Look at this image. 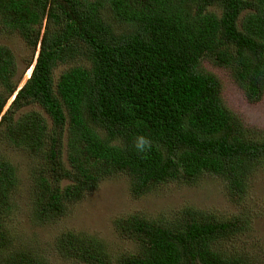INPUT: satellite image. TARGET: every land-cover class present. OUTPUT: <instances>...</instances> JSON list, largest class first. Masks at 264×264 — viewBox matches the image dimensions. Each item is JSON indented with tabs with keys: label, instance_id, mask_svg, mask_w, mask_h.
<instances>
[{
	"label": "trees",
	"instance_id": "1",
	"mask_svg": "<svg viewBox=\"0 0 264 264\" xmlns=\"http://www.w3.org/2000/svg\"><path fill=\"white\" fill-rule=\"evenodd\" d=\"M0 32H18L32 50L25 69L34 65L20 87L25 69L0 44V264H252L230 248L252 213L192 205L173 217L118 220L132 252L114 254L98 235L67 229L47 246L52 258L12 230L21 179L3 149L36 162L30 218L39 227L120 173L135 198L220 177L245 207L264 170V128L225 103L204 63L228 69L248 101L263 99L264 0H0ZM140 135L151 141L143 153Z\"/></svg>",
	"mask_w": 264,
	"mask_h": 264
},
{
	"label": "rangeland",
	"instance_id": "2",
	"mask_svg": "<svg viewBox=\"0 0 264 264\" xmlns=\"http://www.w3.org/2000/svg\"><path fill=\"white\" fill-rule=\"evenodd\" d=\"M46 20L42 26V33L45 30ZM9 44L16 54L18 60L19 74L24 71L32 50L27 46L24 38L17 33L0 32V44ZM38 51L36 53L37 57ZM64 66L59 67L57 74ZM207 71L216 74L222 83V95L225 103L238 115L246 124H256L264 128V96L259 102L248 101L244 92L236 85L231 78L228 69L215 64L204 63ZM32 68V67H30ZM25 69L20 87L28 79L29 69ZM1 89V86H0ZM13 99V97L11 98ZM7 103L4 112L11 103ZM37 109L35 107H32ZM31 108V109H32ZM43 112L42 109H39ZM3 151L17 165L20 175L19 192L16 196V209L10 220L12 230L19 233L31 244H41L51 257H56L55 252L47 247L59 233L67 229H81L93 233L104 239L112 253L132 252L137 244L129 238L119 235L118 220L123 221L127 215L146 212L148 215L157 216L165 214L168 217L179 215L177 209L186 205H192L202 212H212L229 216L242 209L252 213L253 223L248 232L234 236L231 240L232 246L237 252L245 253L252 260V264H259L264 255V170H260L248 195L249 203L244 205L234 202L228 195L225 181L220 177L209 176L202 180V185H187L183 182H170L160 185L156 190L135 198L130 191V180L125 173L117 177L106 178L99 183L97 188L86 193L77 203L70 207V213L60 221H56L47 227L36 226L31 222L33 188L35 187L32 176V167L36 162L25 153L13 152L8 148ZM261 211H263L262 214ZM175 219V218H173ZM224 244H230L228 239L223 240ZM257 250H260L257 252Z\"/></svg>",
	"mask_w": 264,
	"mask_h": 264
},
{
	"label": "clouds",
	"instance_id": "3",
	"mask_svg": "<svg viewBox=\"0 0 264 264\" xmlns=\"http://www.w3.org/2000/svg\"><path fill=\"white\" fill-rule=\"evenodd\" d=\"M32 68H34V65ZM135 148L141 153L146 152L151 148V141L146 136L140 135L136 138Z\"/></svg>",
	"mask_w": 264,
	"mask_h": 264
},
{
	"label": "water",
	"instance_id": "4",
	"mask_svg": "<svg viewBox=\"0 0 264 264\" xmlns=\"http://www.w3.org/2000/svg\"><path fill=\"white\" fill-rule=\"evenodd\" d=\"M33 72V68H31V72L27 74V77L29 78ZM27 81V80H26Z\"/></svg>",
	"mask_w": 264,
	"mask_h": 264
},
{
	"label": "bare ground",
	"instance_id": "5",
	"mask_svg": "<svg viewBox=\"0 0 264 264\" xmlns=\"http://www.w3.org/2000/svg\"><path fill=\"white\" fill-rule=\"evenodd\" d=\"M31 72V68L29 69V72L28 73H30Z\"/></svg>",
	"mask_w": 264,
	"mask_h": 264
}]
</instances>
